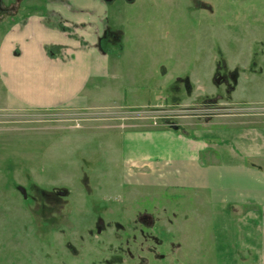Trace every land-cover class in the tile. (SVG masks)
Masks as SVG:
<instances>
[{
	"label": "rangeland",
	"instance_id": "obj_1",
	"mask_svg": "<svg viewBox=\"0 0 264 264\" xmlns=\"http://www.w3.org/2000/svg\"><path fill=\"white\" fill-rule=\"evenodd\" d=\"M194 2L115 0L104 11L118 39L109 54L135 83L146 79L135 90L155 97L146 107L101 104L91 84L85 105L34 110L10 102L0 84V264H259L227 242L226 228L190 191L131 181L123 155L126 129L264 120V0ZM34 15L0 21V43ZM166 70L171 86H155ZM231 73L241 77L233 95L237 82L216 81ZM144 216L153 217L150 227Z\"/></svg>",
	"mask_w": 264,
	"mask_h": 264
},
{
	"label": "crops",
	"instance_id": "obj_2",
	"mask_svg": "<svg viewBox=\"0 0 264 264\" xmlns=\"http://www.w3.org/2000/svg\"><path fill=\"white\" fill-rule=\"evenodd\" d=\"M69 1L70 12L55 7L64 13L67 28L60 30L51 23L45 28L43 16L35 14L25 28L13 27L3 34L0 84L9 101L34 110L85 105L91 98L89 86L94 84L93 92L98 93L101 104L146 107L155 99L137 95V89L146 88V79H141L142 85L135 83L131 70L126 74L121 57L111 56L97 42L94 28L99 35L105 31L106 4ZM97 11L99 14L94 13ZM158 79L155 86L159 88L173 82L167 70ZM114 88L119 95L105 99L103 94ZM239 98L233 96L240 105H255L253 97ZM251 123L234 125L231 120L216 118L193 123L191 131L163 125L126 129L122 131L123 155L131 181L139 179L151 188L190 191L212 212L213 225L226 228L224 236L236 251L264 264V120Z\"/></svg>",
	"mask_w": 264,
	"mask_h": 264
},
{
	"label": "flooded vegetation",
	"instance_id": "obj_3",
	"mask_svg": "<svg viewBox=\"0 0 264 264\" xmlns=\"http://www.w3.org/2000/svg\"><path fill=\"white\" fill-rule=\"evenodd\" d=\"M100 1L106 4V6H109L110 4L115 2V0H100ZM129 2L133 3L135 2V0H129ZM197 4L199 3H196V6ZM56 6L65 8V10H67L68 12L71 11L70 9L71 3L69 0H0V21L3 22L5 19H8V18L12 20L18 14H40L43 16L45 20L48 21V23L56 24L58 28L62 30V29L67 28L66 26L67 22L65 18L61 15L64 13L56 10L55 8ZM205 7H207L208 10L213 12V9H211L210 6H203L202 8L206 9ZM94 13L98 14V12H94ZM239 14H240V18L243 17L244 15L243 13H239ZM209 15L213 16L214 14H209ZM186 16L189 19H191V21L193 19V24H194L193 27L197 26V21L196 19H194V14H186ZM108 21L109 20H107L105 31L101 33L100 35H99L98 30L96 31V29L94 28L95 33L98 37L97 42L104 49H109V45H111L113 42H116V40L118 41L117 36L110 31L111 29H110V26L108 25ZM261 21H262L261 18H256V20H254L255 27L258 26V24H261L262 23ZM79 26H80L79 28H83V26L81 25ZM219 78H221L220 82H218ZM216 81L217 83L222 82V84L223 83L227 84L231 88L232 87L231 83L235 84V82H237V74L231 73L230 76H228V79L225 78V76L220 75ZM149 218L150 219H148L147 216H144L142 220L145 224H147V226L150 227L153 224L152 223L153 217L149 216ZM156 256L160 257L161 259L164 258V255H156ZM203 258L205 257L203 256ZM178 261L180 260L178 259Z\"/></svg>",
	"mask_w": 264,
	"mask_h": 264
},
{
	"label": "water",
	"instance_id": "obj_4",
	"mask_svg": "<svg viewBox=\"0 0 264 264\" xmlns=\"http://www.w3.org/2000/svg\"><path fill=\"white\" fill-rule=\"evenodd\" d=\"M220 81H221V78L218 79V82H220ZM172 129L177 131V130H179V126H177V125L172 126ZM20 191L24 194L25 197H27V193H26L24 188H20Z\"/></svg>",
	"mask_w": 264,
	"mask_h": 264
},
{
	"label": "trees",
	"instance_id": "obj_5",
	"mask_svg": "<svg viewBox=\"0 0 264 264\" xmlns=\"http://www.w3.org/2000/svg\"><path fill=\"white\" fill-rule=\"evenodd\" d=\"M171 129V128H170ZM179 131H181V130H179ZM253 167H254V165H252Z\"/></svg>",
	"mask_w": 264,
	"mask_h": 264
},
{
	"label": "built area",
	"instance_id": "obj_6",
	"mask_svg": "<svg viewBox=\"0 0 264 264\" xmlns=\"http://www.w3.org/2000/svg\"><path fill=\"white\" fill-rule=\"evenodd\" d=\"M157 123H155V125H156Z\"/></svg>",
	"mask_w": 264,
	"mask_h": 264
}]
</instances>
